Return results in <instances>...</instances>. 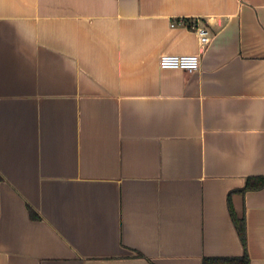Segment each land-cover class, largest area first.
<instances>
[{"label": "crops", "instance_id": "obj_1", "mask_svg": "<svg viewBox=\"0 0 264 264\" xmlns=\"http://www.w3.org/2000/svg\"><path fill=\"white\" fill-rule=\"evenodd\" d=\"M262 175L264 0H0V264H264Z\"/></svg>", "mask_w": 264, "mask_h": 264}, {"label": "built area", "instance_id": "obj_2", "mask_svg": "<svg viewBox=\"0 0 264 264\" xmlns=\"http://www.w3.org/2000/svg\"><path fill=\"white\" fill-rule=\"evenodd\" d=\"M195 30L199 35L201 52L198 53H162L159 59L163 68H181L195 71L201 67L202 54L212 41L213 35L206 25H196Z\"/></svg>", "mask_w": 264, "mask_h": 264}, {"label": "trees", "instance_id": "obj_3", "mask_svg": "<svg viewBox=\"0 0 264 264\" xmlns=\"http://www.w3.org/2000/svg\"><path fill=\"white\" fill-rule=\"evenodd\" d=\"M264 185V175L257 178V182L251 183L247 182L244 189L247 188H258ZM232 214L236 222L237 229L242 236L245 251L244 254L238 257L230 258H205L204 264H249L250 257L247 250V228H246V218L245 214H239L234 209H232Z\"/></svg>", "mask_w": 264, "mask_h": 264}]
</instances>
